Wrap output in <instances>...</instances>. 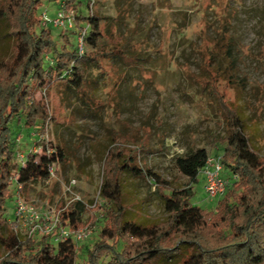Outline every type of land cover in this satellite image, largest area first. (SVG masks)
<instances>
[{
  "label": "trees",
  "instance_id": "16d2710c",
  "mask_svg": "<svg viewBox=\"0 0 264 264\" xmlns=\"http://www.w3.org/2000/svg\"><path fill=\"white\" fill-rule=\"evenodd\" d=\"M42 2H0L1 37L6 40L0 57V264H76L78 247L72 238L54 240L50 233L22 237L7 228L4 209L12 183L14 188H24L34 179L49 178V166L63 160L58 145L47 154H33L27 145H19L25 137L37 140L31 132L44 133L57 119L49 104L48 89L53 83L83 89L88 84V69L101 68L100 59L133 56L138 64L141 59L124 45L102 42L103 17L91 10L89 0L59 1L56 14L61 10L71 13L74 26L59 28L57 39L47 26L31 29ZM229 22L222 14L214 44L223 43L224 52L208 51L205 64L214 66L220 77L227 73L223 79L234 83L238 81L233 77ZM81 29H85L82 53L77 47ZM215 80L209 76L202 81L224 122L222 132L212 135L210 142L219 150L222 169L229 170L227 179L231 180L215 207L192 203L193 183L209 155L205 147L173 155L176 168L190 181L186 186H174L140 162V152L148 148L144 142L129 144L111 138L101 153L98 196L104 202L103 224L88 249L86 264H264V157L252 143L241 110L217 90ZM12 120L19 124L14 131ZM17 135L21 136L18 140ZM18 152L24 154L22 159ZM124 173L154 186L163 218L143 222L130 212L122 189ZM59 216L62 225H80L71 203Z\"/></svg>",
  "mask_w": 264,
  "mask_h": 264
},
{
  "label": "rangeland",
  "instance_id": "374dc122",
  "mask_svg": "<svg viewBox=\"0 0 264 264\" xmlns=\"http://www.w3.org/2000/svg\"><path fill=\"white\" fill-rule=\"evenodd\" d=\"M59 1L43 0L31 29L43 26V12L53 18ZM81 5L85 11V4ZM91 10L103 17L102 42L124 45L141 59L139 64L133 56L100 59L101 68L88 69V84L83 89L66 88L59 81L51 85L49 104L57 119L47 134L52 146L61 147L63 160L53 165L49 178L34 179L20 190L36 207H53L60 213L73 204L80 219L77 228L90 230L75 242L76 264H86L88 249L103 224L104 202L98 190L101 153L109 141L144 142L148 148L140 152V162L174 186L190 183L176 168L174 154L196 147H205L210 156L219 154L210 138L222 132L224 122L207 87H202L204 77H214L217 90L239 107L252 143L264 157V0H94ZM222 14L230 18L226 27L233 40L230 55L238 81L234 83L223 79L227 73L220 77L214 66L205 64L208 51L224 52L223 43L214 44ZM47 27L57 39L60 29ZM1 28L0 57L6 44ZM18 125L15 120L10 122L13 131ZM25 138L21 148L33 141ZM229 174L227 169L220 171L222 178H230ZM70 179L76 180L72 190L78 199L74 201L65 191ZM123 182L125 203L138 220L163 218L148 180L124 173ZM203 185L204 176L198 172L192 203L212 209L219 195L207 197ZM14 192L12 183L4 209L7 228L13 232Z\"/></svg>",
  "mask_w": 264,
  "mask_h": 264
},
{
  "label": "built area",
  "instance_id": "2783aa9c",
  "mask_svg": "<svg viewBox=\"0 0 264 264\" xmlns=\"http://www.w3.org/2000/svg\"><path fill=\"white\" fill-rule=\"evenodd\" d=\"M90 5L93 4L94 0H89ZM41 21L43 26L51 24L53 27L58 28H71L74 26L73 17L61 10L53 17L49 18L46 12H43ZM85 29H81L77 34V47L78 51L82 53L83 47V34ZM32 136H36L37 140L31 142L29 146V152L38 154L41 152L49 153L54 150L50 139L48 138L47 129L44 133L31 132ZM21 136L17 135L16 139H20ZM17 157L22 159L24 154L22 152L17 153ZM222 169L219 155L210 156L208 155L205 165L199 172L204 176V191L207 197L213 198L222 194L229 182L227 178L220 177V171ZM50 176L53 174V165L49 166ZM235 177V175H234ZM76 180L70 179L65 185V191L71 194V200H77L78 196L72 190ZM21 185L15 188L14 202H15V213L14 220L15 225L14 233L22 236L29 237L34 234H46L50 233L54 237V240H64L72 238L74 242L80 241L90 234V230L82 228H70L61 224L59 212H56L53 207H36L33 204L27 202L24 197L21 196L20 190Z\"/></svg>",
  "mask_w": 264,
  "mask_h": 264
}]
</instances>
